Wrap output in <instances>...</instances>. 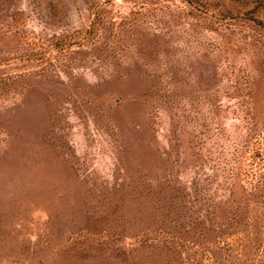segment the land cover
<instances>
[{
  "label": "rangeland",
  "instance_id": "rangeland-1",
  "mask_svg": "<svg viewBox=\"0 0 264 264\" xmlns=\"http://www.w3.org/2000/svg\"><path fill=\"white\" fill-rule=\"evenodd\" d=\"M0 264H264V0H0Z\"/></svg>",
  "mask_w": 264,
  "mask_h": 264
},
{
  "label": "trees",
  "instance_id": "trees-1",
  "mask_svg": "<svg viewBox=\"0 0 264 264\" xmlns=\"http://www.w3.org/2000/svg\"><path fill=\"white\" fill-rule=\"evenodd\" d=\"M196 8H198V9H199V7H198V6H196ZM252 18H253V20H256V19L258 20V18H256L255 16H252ZM94 21H95V20H92V21H91V23H93Z\"/></svg>",
  "mask_w": 264,
  "mask_h": 264
}]
</instances>
